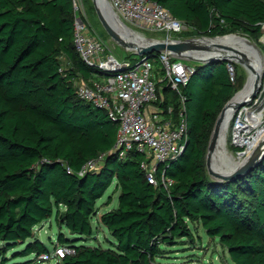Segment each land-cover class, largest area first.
I'll list each match as a JSON object with an SVG mask.
<instances>
[{"label": "trees", "instance_id": "16d2710c", "mask_svg": "<svg viewBox=\"0 0 264 264\" xmlns=\"http://www.w3.org/2000/svg\"><path fill=\"white\" fill-rule=\"evenodd\" d=\"M152 1L201 37L259 38L264 25V0ZM75 21L74 0H0L1 264L18 246H25L22 257L50 255L36 229L54 217L61 230L55 249L75 251L57 264H164L172 248L195 245L194 227L219 242L234 264H264V160L225 183L206 168L216 122L242 89V79L232 81L228 71L234 63L195 67L182 89L188 142L176 160L159 166L158 176L165 171L174 181L166 190L147 180L145 155L120 160L119 125L78 96L76 80L104 73L76 51ZM162 95V109L172 106L177 122L178 95L165 86ZM97 161L96 170L80 175ZM114 181L119 206L98 217L97 203ZM96 218L115 240L109 249L77 246L62 233L92 239Z\"/></svg>", "mask_w": 264, "mask_h": 264}, {"label": "built area", "instance_id": "2783aa9c", "mask_svg": "<svg viewBox=\"0 0 264 264\" xmlns=\"http://www.w3.org/2000/svg\"><path fill=\"white\" fill-rule=\"evenodd\" d=\"M108 2L127 26L137 29L128 26L132 31L161 34L172 39V36L189 30L188 25L175 19L160 4L152 0ZM74 9L76 51L88 66L104 73L98 80L89 82L84 79L76 80L74 85L78 90V96L97 108L106 110L110 119L119 125L115 151L120 160L126 159L131 152L145 155L147 161L142 164V168L149 183L156 187L163 186L166 190L171 189L174 181L166 176L165 171L158 176V170L160 165H169L176 160L187 146L188 125L182 89L190 82L195 67L167 53L151 59H141L135 64L127 60L119 61L103 42L88 30L85 21L78 15L75 0ZM228 71L234 81L235 70L231 64L228 65ZM164 86L179 97L182 112L177 122L174 120L172 106L168 107L166 112L170 120L163 118L165 111L160 108L147 115L149 106L164 103L161 98ZM253 139L254 137L246 138L247 143L242 144L247 152L250 140ZM97 165L98 161L89 163L80 175L96 170ZM74 253L71 248L60 247L55 249L52 255L41 256L39 263L51 258H55L58 263L65 255Z\"/></svg>", "mask_w": 264, "mask_h": 264}, {"label": "rangeland", "instance_id": "374dc122", "mask_svg": "<svg viewBox=\"0 0 264 264\" xmlns=\"http://www.w3.org/2000/svg\"><path fill=\"white\" fill-rule=\"evenodd\" d=\"M76 7L78 10V15L82 17L88 27V30L95 35L98 39H100L103 44L110 50V52L119 60L123 61L126 60L128 57L134 58L135 60H139L140 57L130 55L131 53L127 52L123 48L116 45L110 37L105 32L104 28L102 27L101 23L98 20V17L95 13L91 0H75ZM130 26V25H128ZM131 28L135 29L134 27L130 26ZM139 31V30H138ZM135 32V31H133ZM136 34L143 35L150 39H161L166 38L161 34H153L150 32L139 31L135 32ZM239 35L249 40L256 42L260 48L264 51V26L261 30V36L259 38H251L246 34L243 33H230L225 36L220 37H227L231 35ZM201 36H197L194 33V29L191 27L188 31L184 32L180 35L172 36V39H201ZM139 58V59H138ZM192 67H199L203 66L202 64H195L192 62H186ZM68 64L64 65V68H69ZM235 66V77L236 79H242V89L237 92L235 96L244 90L245 86L248 83L249 72L245 70L243 66L240 64L234 63ZM110 79V78H107ZM233 98L231 100H233ZM264 76L262 79V86L259 94L254 99V101L246 106H243L239 110L236 111L234 114L233 120L231 122L228 134V154L226 156L227 161L223 164V170L229 171L234 168L235 165L240 163L243 159L248 157L251 154V151L247 152V149L242 147V144L247 143L251 137H257L256 133L260 130L264 129V111H263V118L261 124L257 126V128H253L251 126L252 116L258 115L264 108ZM251 116V117H250ZM251 122V123H250ZM247 125L250 128H247ZM241 128V129H240ZM240 130H242L240 132ZM239 132V133H237ZM236 137H239L238 139ZM239 150V151H238ZM240 153H246L245 155L240 156ZM222 166V165H220ZM225 166V167H224ZM116 182L114 181L112 187L108 190L104 198H102L97 203V209L99 210L98 217L102 214L111 212L118 208L119 206V195L120 192H115ZM112 198V202L109 204V200ZM93 229H94V237L92 239L86 240H79L78 236L71 235L66 229H63L62 233L70 240L75 242L77 246H91V247H102L103 249L111 248L110 243H115V240L111 236L110 232L103 226L99 225L97 218L93 220ZM194 234H195V242L192 246L190 241H186L182 246H178L172 248L168 258H165L163 261L164 264H234L228 252L224 250L219 242L210 240L204 230L201 227H194ZM61 233L59 226L55 220V217L52 218L50 221L44 223L42 226H39L36 229L37 237L49 248L51 255L54 253L55 245L58 243V236ZM25 249V246H18L17 249L7 253L6 255V264H57V260L55 258H51L48 261H44L39 263V259H35V256H27L22 257L19 256L21 252ZM169 250V249H167ZM169 252V251H168ZM1 264V262H0Z\"/></svg>", "mask_w": 264, "mask_h": 264}, {"label": "water", "instance_id": "95a60500", "mask_svg": "<svg viewBox=\"0 0 264 264\" xmlns=\"http://www.w3.org/2000/svg\"><path fill=\"white\" fill-rule=\"evenodd\" d=\"M95 13L98 17L99 22L104 28L107 35L110 39L119 47L123 48L127 52L131 53V55L138 56L141 59H151L156 57L159 54L167 53L168 55L185 62H192L195 64L207 65L210 63H237L240 64L247 70L251 65L244 55V58H240L238 50L231 46L212 44V45H202L198 44L197 41L202 40H215L218 38H207L202 37L201 39H169V38H161V39H153L152 42L146 46H140L136 42L130 41L129 39L124 38L113 26L112 20H118L122 23V25L129 28L114 12L112 7L110 6L108 0H91ZM116 22V21H115ZM195 52L206 53L207 57H197L194 55ZM238 54V55H236ZM263 77H259V82L255 84L254 91L251 94V97L248 101L241 102L236 105V110H239L243 106L251 104L254 99L257 97L261 90ZM232 100H230L222 110L210 143L208 147V152L206 156V168L208 175L210 178L218 183H225L233 181L239 177H242L255 169L263 160H264V141L263 144L253 153H251L248 157L243 159L240 163L234 166L232 170L226 171L223 170V167H218L216 165V151L218 149V144L220 141L222 128L225 120L226 111L228 106ZM219 168V169H218Z\"/></svg>", "mask_w": 264, "mask_h": 264}, {"label": "bare ground", "instance_id": "6f19581e", "mask_svg": "<svg viewBox=\"0 0 264 264\" xmlns=\"http://www.w3.org/2000/svg\"><path fill=\"white\" fill-rule=\"evenodd\" d=\"M115 21L112 20L113 26H115L116 30L124 38L129 39L130 41L136 42L140 46H146L152 42L153 39L147 38L143 35L136 34L131 29L129 30L126 26L122 25V23L119 22L118 20H115ZM197 43L202 44V45L219 44V45L234 47L238 50V52L242 53V54H239L240 58L243 59L245 55L251 65L250 68H247V72H249V78H248L247 85L245 86L243 91L238 93L235 96V98H233V100L230 102L228 109L226 111L222 133H221L220 141L218 144V149L216 151V165H218V167H223L224 165L223 163L227 161L226 156L228 154V134H229V128L233 120L234 114L236 113L235 111L236 105L241 102L248 101L250 99L251 94L254 91L255 84L259 82V77L261 76L262 78L264 76V51L260 48V46L256 42L249 40L248 38H245L243 36H239L237 34L227 36L224 38H218L215 40L197 41ZM263 43H264V40H263ZM194 55L200 58L208 56L206 53H202V52H195ZM262 107L264 108V105ZM263 111L264 110H262L256 116L254 115L252 116V119H251L252 127L257 128V126L261 124V121L263 118ZM248 127L250 128L249 125H247V128ZM263 141H264V129L260 130L257 133V137L255 136L253 141L250 140L249 152L250 151L251 153L255 152L260 147V145L263 144Z\"/></svg>", "mask_w": 264, "mask_h": 264}, {"label": "crops", "instance_id": "0c3cea01", "mask_svg": "<svg viewBox=\"0 0 264 264\" xmlns=\"http://www.w3.org/2000/svg\"><path fill=\"white\" fill-rule=\"evenodd\" d=\"M163 90H164V89H163ZM163 90H162V91H163ZM161 98H162V100H164V102H165V96L162 95V92H161ZM162 104H163V103H162ZM159 108L162 109L161 105H159V104H154V105L149 106L148 109H147V115H151L152 113L156 112L157 109H159ZM162 110H163V109H162ZM163 118L166 119V120H170V117L168 116V114H165V112H164V114H163Z\"/></svg>", "mask_w": 264, "mask_h": 264}]
</instances>
